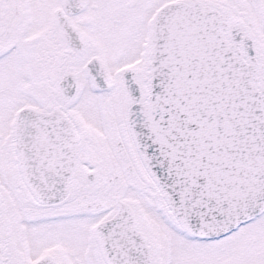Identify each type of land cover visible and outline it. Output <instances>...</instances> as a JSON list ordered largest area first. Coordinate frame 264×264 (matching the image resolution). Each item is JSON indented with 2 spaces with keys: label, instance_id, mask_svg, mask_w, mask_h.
Instances as JSON below:
<instances>
[{
  "label": "snow or ice",
  "instance_id": "1",
  "mask_svg": "<svg viewBox=\"0 0 264 264\" xmlns=\"http://www.w3.org/2000/svg\"><path fill=\"white\" fill-rule=\"evenodd\" d=\"M0 264H264V0H0Z\"/></svg>",
  "mask_w": 264,
  "mask_h": 264
}]
</instances>
